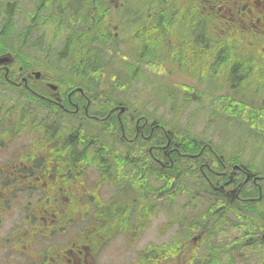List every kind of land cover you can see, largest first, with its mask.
<instances>
[{
  "label": "trees",
  "instance_id": "trees-1",
  "mask_svg": "<svg viewBox=\"0 0 264 264\" xmlns=\"http://www.w3.org/2000/svg\"><path fill=\"white\" fill-rule=\"evenodd\" d=\"M65 1L38 0L35 3L34 12L30 16L29 24L23 30H18L12 9L16 8L19 0H5L4 16L0 18V54L10 52L15 61L23 67L35 66L43 71L46 70L48 73L45 71V78L50 77L53 81L58 82L63 93L73 91L72 98L79 97L82 100L75 87H81L83 94L87 96L98 97L99 94H102V90H99L98 86L104 83L103 73L106 72L109 64L104 61L105 52L112 51L110 62L115 54L120 55L117 45L114 44V40L118 38L114 37L112 21L109 17L115 5L112 0H75L77 5L71 7ZM120 1L124 3L125 7L130 2V0ZM133 1L136 5L142 4L146 7L145 14L150 15L146 18L154 17L157 20L160 13L173 11L169 6L162 8L163 4L159 3V0ZM38 17L42 18L44 23H54L56 33L64 29L66 32L62 45L52 49L50 61H43V64L45 62L48 64L47 69L38 66V62L23 54L26 49L35 47L34 44L37 40L30 45H28V41L38 25L36 23ZM151 21V19L145 20V22ZM145 31L155 32L156 35H152L151 38V45L153 47L160 46V41L157 39L158 28L147 30L138 26L134 31L136 33L130 37V42L135 44L144 40V34L147 33H144ZM174 33L179 37L188 38V34L185 36L186 32L182 29H174ZM236 36L235 34L228 36V40L224 44L227 48L223 52L225 54L224 64L216 63L219 58H215L210 73V84L217 81L219 89L227 87V91L224 94L216 95L215 93L201 92L192 88L193 86L186 85L181 88L184 91L182 105L192 101L202 102L206 93L207 96H213V105L211 106L213 116L235 119L237 121L235 125L239 128L242 129L241 124H243L255 136H264L261 133L264 131V106L260 105L264 95L258 93L264 89V59L258 50L261 43L256 41L253 36L245 38ZM145 43L146 41H143V44ZM186 44L189 45L187 41ZM182 45L178 46L181 55L186 49L185 43ZM262 46H264V42ZM191 49L195 52L189 50L188 53L199 55L194 47ZM216 55L220 59L222 58V52L218 51ZM143 56L142 53L137 54L138 65L144 63L141 59ZM194 59L196 58H193L192 61ZM153 60V58L148 59L145 63L149 64ZM133 67L140 68L132 62L128 71H132L131 68L134 70ZM198 67L203 70L204 74V68H200V65ZM128 71H125L126 74ZM111 74H109L111 77L110 88L122 90L127 83L123 78L121 82L120 77ZM219 77L223 79L220 81ZM21 86L19 101L15 100L12 103L17 106L15 108L23 117V115H30L29 102L32 98L30 89L23 84ZM247 90H252L253 93L251 94ZM8 91L14 92L15 90L13 91L12 85L6 83L4 72L0 71V96L8 98V94H6ZM108 98L107 101L113 100L112 105L121 104L124 106L125 111L119 113V108H116L111 115L106 116L109 106H104L103 111L100 112L102 119H99L96 122V127L89 131L92 133L91 138L84 136V139L80 141L75 140L73 138L77 136L74 134L75 131L79 134L87 132V130L82 129L83 122H80L79 115L65 117L67 120L63 124L67 128L68 151L70 152L74 145L80 144L79 147L83 148V158L92 157L97 169H101V178L104 179L108 175L105 168H108L109 165L115 166L111 163L112 158L121 157L116 147L112 145L113 142L119 146V144L127 143L133 139L138 144L132 146V149L138 152L132 153V158L138 159V162L130 166V171L134 175L132 178V193L134 195L131 203L147 205L150 208L149 212L155 209L159 210V208L167 210L176 205L180 206L182 211V206L187 205L185 209H190L189 215L184 214L183 222L174 215L168 217V223L174 224L179 221L180 225L182 223L186 227L181 234V244L186 242L188 236L199 232L201 233V242L207 245L204 252L198 251L199 247L191 249L188 252L189 257L188 254L181 253L179 264H264V200L254 199L259 196V192L264 186V177L257 178L264 175V157L260 168L256 170L254 162L240 161L237 153L225 154L220 143L204 142L202 137L199 138L186 127L177 126L175 130L163 125L161 121L150 118V116H142L140 110H129L126 104L118 98L111 99L109 94ZM250 98H253V101ZM81 100L76 102L81 104ZM2 101L0 98L1 103ZM82 102L84 103V100ZM7 109H13L12 104ZM136 126L142 127V135L138 133L134 138ZM160 126L163 130L160 129ZM72 140L74 143L71 142ZM204 143H208V145ZM158 145L165 147L161 150V148H157ZM158 150L159 152H157ZM72 155L79 156L69 154V156ZM254 156L247 160H254ZM123 168L126 170L125 166ZM181 197L185 198L179 202ZM204 200V207L198 205V202ZM198 207L202 209L195 212L194 209ZM231 226L235 228L232 234L218 233L226 231ZM157 251L155 248H151L152 255L149 256V264H159L156 254L161 256L162 252L168 255L165 256L164 262L161 261L162 264H178L173 261V243H166L162 252L156 253Z\"/></svg>",
  "mask_w": 264,
  "mask_h": 264
},
{
  "label": "flooded vegetation",
  "instance_id": "flooded-vegetation-1",
  "mask_svg": "<svg viewBox=\"0 0 264 264\" xmlns=\"http://www.w3.org/2000/svg\"><path fill=\"white\" fill-rule=\"evenodd\" d=\"M160 2L163 4L162 8L169 6L173 11L160 13L157 20L154 17L146 19L156 21L160 52L171 56L169 63L174 62L180 67L201 65L204 73H211L215 58H219L216 63L224 64L223 52L227 49L224 43L229 35L234 34L240 38L253 36L256 41H260L258 50L264 59V0H159ZM146 19L141 21V27L149 30L152 25L145 22ZM174 29H182L186 32L185 36L188 34V38L177 36ZM114 37H117L115 33ZM184 43L186 49L181 55L178 46H183ZM192 47L199 55L188 53L189 50L195 52ZM218 51H222L221 59L216 55ZM167 57L162 53L163 64ZM193 58L196 59L192 61ZM171 65L170 63V67ZM30 67H23L15 58L7 65H0L6 83L15 90L13 101H19L22 84L30 89L32 98L29 102L31 112L27 115L28 121L24 115L20 116L17 108L8 110L0 102V150L4 146H10L12 153L7 160L2 159L4 154L0 156V264H102L100 254L111 237L115 234L126 236L129 233L136 236L146 229L149 213H152L148 206L129 202L134 177L130 165L138 162L132 158V153L138 152L132 146L138 143L132 139L117 146L113 142L112 145L121 157L112 158L111 163L116 167L109 165L105 168L108 175L102 179L101 169H97L93 158H83L80 144L68 151L67 128L63 123L67 120L65 117L77 116L81 112L96 124L102 119L100 112L104 109V100H99L97 96H87L83 94L81 87H75L84 100L82 103L79 97H71L73 91L63 93L58 82L50 77L45 78V71L41 68ZM6 94L9 96V91ZM78 100H81V104ZM105 102L108 103L107 99ZM108 106L106 116L122 105ZM53 110L60 112V117ZM25 131H30L31 143L19 150L14 149L12 145H17L14 143L15 138ZM138 133L142 135V127L136 126L134 138ZM74 134L78 133L75 131ZM71 142L74 143V140ZM158 147L163 150L165 146ZM70 153L79 156H69ZM89 173L93 177L95 173V181L87 185L94 191H101L102 186L109 185L114 199L110 200L114 203L107 204L108 202L97 200L102 207L97 205L90 209L87 202L79 204L71 198L88 190L85 180ZM117 198H121V201ZM126 198L128 202H125ZM254 199L264 200V186ZM105 207V216L108 217L103 219L106 223L101 220ZM90 210L94 212L92 220L88 219ZM102 223L107 226L106 230ZM176 223L180 225L179 221ZM116 225L121 227L120 230H116ZM181 234L174 233L171 241L174 244L173 261L179 264L181 253L188 254L189 257L188 252L195 247H199L197 250L200 252L206 251L207 245L200 240L201 233H193L189 236L191 239L188 238L182 244ZM197 239L200 240L199 244L196 243ZM164 245L166 243L156 246V253L162 252ZM150 255V246H145L129 264H149ZM156 256L160 264L168 255L162 252L161 256Z\"/></svg>",
  "mask_w": 264,
  "mask_h": 264
},
{
  "label": "rangeland",
  "instance_id": "rangeland-1",
  "mask_svg": "<svg viewBox=\"0 0 264 264\" xmlns=\"http://www.w3.org/2000/svg\"><path fill=\"white\" fill-rule=\"evenodd\" d=\"M37 2L38 0H19L16 8L14 7L12 9L13 18L16 22L18 30H23V28H25L29 24L31 20L30 16L33 14L35 3ZM112 2L115 7L112 9L109 17L112 21V30L114 31L113 33H115L118 38L117 40H114V44L117 45V51H119L120 55L115 54L111 62L110 60L112 58V51L105 52L103 56L104 61L109 63L108 67L106 68V72L102 77L104 83L98 86L99 90H102V94H99L98 97L99 100H104V106H111L113 104V100L108 101L107 104L105 102L106 99H109V94L111 96V99L118 98L119 100H121L122 103L126 104V107L129 110H140L142 112V116H150V118L161 121L163 125L172 127L175 130L177 129V126H180V128L186 127L199 138L202 137L204 142L209 141L212 143H220L219 145L222 148V151L225 152V154H230L231 152L232 154L237 153V155H239L240 161H250L252 163L254 162L253 164L255 165L256 170H258L261 166L262 158L264 157L263 135H259V137L255 136L254 133L248 131L249 128L247 126L244 127L243 124H241L242 129L239 128V126L235 125L237 124V121L235 119L231 120L225 116H213L211 108V106L213 105V96H207L206 93L203 97L204 100L202 102L192 101L182 105V93L184 91L181 88L183 86H193L192 88L197 89L198 91L215 93L216 95L224 94L227 91L226 89L228 88L223 87V89H219L216 84L217 81H215L216 83L212 82L210 84V72L203 74V70H200L198 65H186L185 67H180L174 62H170L172 64V67H170L169 61L171 59V56L164 52L162 53L168 57L165 60L167 62L165 63L164 61L163 64L160 46L153 47V45H151V38L152 35H156L155 32L145 31L144 33H147L144 34V40H140V42H137L135 44L131 43L130 37L136 33H134V31L138 28V26H140L141 28V21L146 18V7L142 4H134L133 0H130L128 6L126 7L120 0H112ZM65 3L71 7L77 5V3H75V0H66ZM4 9L5 0H0V18L4 16ZM36 23L38 25L31 33L28 45L37 40L35 41V47L36 45L37 47H31V49L28 48L24 51L23 54L27 58H33L36 62H38V66H43L47 69L46 66L48 64L47 62L43 64V61H50V54L52 52V49L55 46L58 47L59 45H62L66 36V32L64 29L57 31L58 33H56L54 23H44V21L40 17L37 18ZM150 24L152 26L151 28H149V30H152L155 28L156 21L152 20ZM143 41H146V43L143 44ZM224 44H226V42ZM140 53L144 55L143 58H141L144 63L138 65L136 62V56ZM151 58H153L154 60L151 63L146 64L145 62ZM132 62L140 68L136 69L135 67H133L134 70L131 68L132 71L129 72V66L131 67ZM125 71H128V74H126ZM210 71H212V69H210ZM110 73L114 74L116 77H122L127 83L125 87L122 88V90H112L110 88ZM122 78L120 80L121 82L123 81ZM219 78L220 81L223 79L222 77ZM129 82L131 83L129 84ZM217 87L218 89H216ZM251 91L247 90V92H250L252 94L253 92ZM258 93L264 95V89L260 90ZM14 95L15 93H11V91H9L8 98L3 95L0 96V98L3 100L2 103H4L5 108L10 107L11 104L13 107L16 106L12 103V97H14ZM250 99H252L253 101V98ZM260 105L264 106V97L262 98ZM55 114L60 117V112L55 111ZM76 115H81V123L84 121L82 124V129L87 130L88 133H79L76 134V138L75 136L73 138L77 141L84 139V136L91 138L92 133L89 131L94 129L93 127H96V124L91 121V119H88L87 115L81 112ZM25 117L26 121H28V117ZM156 126L159 125L156 124ZM160 129L163 130L161 126ZM261 133L264 134V131H262ZM1 134L2 132H0V136ZM5 134L6 133H4V136ZM31 140L32 137L30 131H25L15 138L14 143H16L17 145L12 146L14 149L19 150L23 146L29 145V143H31ZM258 146L261 147L259 148ZM157 148L160 147L157 146ZM2 155L3 160H7V158L12 156V153L10 152V146H4L3 150H0V156ZM252 156L255 157L254 160H247ZM262 177H264V175ZM94 181L95 173L94 177L92 175L90 176L89 173L88 179L85 180V184L88 190H85V192L79 196H73L71 198H74L79 204H84L87 202L90 209L92 208V206L97 205L102 207L97 200L108 202L107 204L114 203V201H111L114 200L112 197V187L106 184L102 186L101 191H94L87 185L88 183L93 184ZM130 195L132 197L134 193ZM184 198L185 197H181V200L179 199V202ZM117 200L121 201V198H117ZM132 200V198L130 201L128 200V198H126L125 202L129 201L131 203ZM198 205L204 207L205 200L203 202H198ZM178 207V205H176L175 207L172 206L167 210L163 209L164 211L160 208L158 211L156 209L153 210L152 213H150L148 216L149 220L147 222L146 229L140 231L136 236L130 233L126 236L122 234L113 235L106 247L102 249V252L100 254V262L102 264H129L134 261L137 252L145 246L155 248L156 246L170 243L172 241L173 234L177 232L181 234L186 227L182 223L181 225H177V223L169 224L168 217H173L174 215H176L175 217L179 218L180 221L183 222L184 219L182 218H184V214L189 215L188 211L190 209H185L187 208V205L182 206V211H180ZM201 209L198 207L194 210L195 212H198ZM103 210L104 212L102 213L103 217L101 218V220L102 222L106 223L104 221V219L108 217L105 216V212H107L106 207L103 208ZM175 210L178 211L175 212ZM93 213V210L89 211V220H92ZM106 227L107 226L104 225V230H106ZM114 227L117 231L121 228L119 225H116ZM114 227H112V229H114ZM234 231V226H231L226 231H220L218 233H221L223 235H230ZM191 236L192 235H190V237ZM190 237L188 236L187 239ZM200 240L197 239L196 243L199 244Z\"/></svg>",
  "mask_w": 264,
  "mask_h": 264
},
{
  "label": "water",
  "instance_id": "water-1",
  "mask_svg": "<svg viewBox=\"0 0 264 264\" xmlns=\"http://www.w3.org/2000/svg\"><path fill=\"white\" fill-rule=\"evenodd\" d=\"M12 60V57L9 53L0 55V64L7 63ZM38 72L36 73V76H38ZM123 110V107L121 108Z\"/></svg>",
  "mask_w": 264,
  "mask_h": 264
},
{
  "label": "bare ground",
  "instance_id": "bare-ground-1",
  "mask_svg": "<svg viewBox=\"0 0 264 264\" xmlns=\"http://www.w3.org/2000/svg\"><path fill=\"white\" fill-rule=\"evenodd\" d=\"M8 3V2H7ZM45 4V3H44ZM73 21V20H72ZM151 23V22H150ZM5 27V26H4ZM35 45V44H34ZM100 62V61H99ZM95 67V66H94ZM24 70V69H23ZM113 73V72H112ZM103 74H105V73H103ZM120 78H122V77H120ZM3 80V79H2ZM5 85V84H4ZM37 90V89H36ZM96 90V89H95ZM195 91V90H194ZM93 92V91H92ZM99 93V92H98ZM63 96V95H62ZM185 98V97H184ZM201 98V97H200ZM83 100V99H82ZM83 103V102H82ZM120 103V102H119ZM106 110V109H105ZM55 112V111H54ZM90 113V112H89ZM65 116V115H64ZM134 116V115H133ZM85 117V116H84ZM111 117H113V116H111ZM108 118V117H107ZM88 119H91V118H89L88 117ZM113 119V118H112ZM87 120V119H86ZM107 120V119H106ZM113 121V120H112ZM81 122V121H80ZM84 122V121H83ZM87 123H88V121H87ZM260 124V123H259ZM74 125V124H73ZM89 125V124H88ZM144 127V126H143ZM108 130V129H107ZM88 133V132H87ZM85 134V133H84ZM82 135V134H81ZM90 135V134H89ZM174 140V139H173ZM191 140V139H190ZM86 141V140H85ZM176 142V141H175ZM147 145V144H146ZM140 147H141V145H140ZM204 150V149H203ZM151 151V150H150ZM113 152V151H112ZM174 152V151H173ZM208 152V151H207ZM141 155V154H140ZM168 155H170V154H168ZM218 155V154H217ZM200 156V155H199ZM202 157V156H201ZM159 159V158H158ZM138 160V159H137ZM176 160V159H175ZM200 160V159H199ZM233 163V162H232ZM237 164V163H236ZM131 166V165H130ZM139 167V166H138ZM180 167V166H179ZM150 168V167H149ZM145 169V168H144ZM202 169V168H201ZM154 171V170H153ZM184 171V170H183ZM185 172V171H184ZM146 174V173H145ZM151 174V173H150ZM260 174V173H259ZM245 177V176H244ZM125 184V183H124ZM129 184V183H128ZM255 186V185H254ZM138 190V189H137ZM148 198V197H147ZM220 202V201H219ZM147 206V205H146ZM219 225V224H218ZM237 225V224H236ZM226 226V225H225ZM226 230V229H225ZM242 236V235H241Z\"/></svg>",
  "mask_w": 264,
  "mask_h": 264
}]
</instances>
